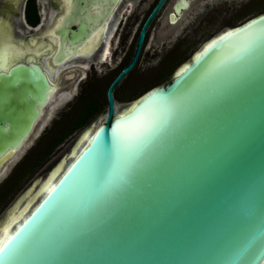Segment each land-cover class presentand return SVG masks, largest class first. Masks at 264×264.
I'll list each match as a JSON object with an SVG mask.
<instances>
[{
	"label": "water",
	"instance_id": "95a60500",
	"mask_svg": "<svg viewBox=\"0 0 264 264\" xmlns=\"http://www.w3.org/2000/svg\"><path fill=\"white\" fill-rule=\"evenodd\" d=\"M160 1L106 88L103 121L78 132L70 147L91 127L0 240V264H264V10L216 31L169 81L115 109L112 87ZM48 87L37 64L0 53V170L37 127Z\"/></svg>",
	"mask_w": 264,
	"mask_h": 264
},
{
	"label": "flooded vegetation",
	"instance_id": "af4514ba",
	"mask_svg": "<svg viewBox=\"0 0 264 264\" xmlns=\"http://www.w3.org/2000/svg\"><path fill=\"white\" fill-rule=\"evenodd\" d=\"M157 2L0 0V48L7 44L11 49L10 64H37L49 83L47 94L50 93V77L57 78V83L51 81L54 96L49 100L48 95L44 107L47 110L51 102L62 98L58 94L65 96L67 89H75L76 95L81 88L79 82L83 78H91L97 68L101 73L102 63L107 61L115 63L112 68H117L110 82L134 56L139 30ZM197 8L198 0H161L145 23L137 53L128 70L136 67L140 59L154 56L155 53L150 50H155L154 46L160 39V43H164L174 30L188 29L183 19L193 13L197 15ZM119 79L112 87L113 105L116 100L114 90H117ZM149 81L146 79L143 84ZM148 83L141 93L154 86ZM91 102L96 105L94 100L91 99ZM106 105L107 101L105 108Z\"/></svg>",
	"mask_w": 264,
	"mask_h": 264
},
{
	"label": "rangeland",
	"instance_id": "374dc122",
	"mask_svg": "<svg viewBox=\"0 0 264 264\" xmlns=\"http://www.w3.org/2000/svg\"><path fill=\"white\" fill-rule=\"evenodd\" d=\"M263 10L264 0H198L197 15L193 13L183 19L188 29L174 30L164 43H160V39L156 46L152 45L155 50H150L154 56L140 59L136 67H131L119 79L117 90H114V108H122L138 96L147 86L148 82L143 84L146 79H150V85L164 83L174 69L216 31ZM114 64L109 61L102 63L101 73L97 68L91 78L86 77L79 82L81 88L76 95L75 89H67L65 96L51 102L16 156L4 162L6 167L0 175V216L33 178L46 172L63 153L70 151L72 141L82 128L103 121L105 88L117 69L112 68ZM91 99L96 107L86 115L93 105ZM2 103L14 106L17 102L6 99ZM82 119L80 124L72 126Z\"/></svg>",
	"mask_w": 264,
	"mask_h": 264
},
{
	"label": "bare ground",
	"instance_id": "6f19581e",
	"mask_svg": "<svg viewBox=\"0 0 264 264\" xmlns=\"http://www.w3.org/2000/svg\"><path fill=\"white\" fill-rule=\"evenodd\" d=\"M4 36V35H3ZM8 37V36H6ZM6 39V38H5ZM9 39V38H8ZM11 41V40H9ZM95 43V42H94ZM31 44V43H30ZM19 51V50H17ZM15 52V51H14ZM0 53L2 56H4L5 58V62L9 59V56L12 55V51L9 48L8 45H3L0 48ZM14 55V54H13ZM18 55V54H17ZM16 58V56H15ZM12 61V57L10 58ZM44 59V58H43ZM19 60V59H18ZM9 64H10V60ZM47 63V62H45ZM46 66V65H45ZM49 66V65H48ZM45 69H48L45 68ZM53 70V69H52ZM51 70V71H52ZM57 72V71H56ZM51 76V74H50ZM51 81L56 82L57 83V78L56 77H50ZM56 86V85H54ZM54 89V88H53ZM50 91V90H49ZM50 94V93H49ZM53 94V93H52ZM61 97H63V95L60 93L58 94ZM54 95H52L53 97ZM52 97H50L52 99ZM49 99V100H51ZM54 99V98H53ZM49 102V101H48ZM47 104V103H46ZM51 105V104H49ZM50 107V106H49ZM91 132V127L88 128L87 130H85L82 134L79 135L78 139L76 140V142L74 144H72L73 147H71L70 151L67 153V156H63L62 160L60 161V163L53 169V170H49L47 172V174H45L41 180L36 184V186H34V184L27 189V191L22 194L23 199H21L20 201H18L16 203V207L13 208L10 213L7 215L5 221L3 222L2 226L0 227V240L4 237V235L11 229V227L17 223L18 219L27 211V209L30 207V205L37 199L39 198V196L47 189V187L49 186V184L53 181V179L55 178V176L60 172V170L63 168V166L71 159V157L76 153V151L86 142V140L88 139L89 135ZM22 146L18 147V149L12 154V156L10 158H13L16 156L17 152L19 151V149ZM71 154V155H70ZM6 163V162H5ZM4 166L1 170H0V175L2 174V172L5 170ZM30 196V197H28ZM27 200V201H24Z\"/></svg>",
	"mask_w": 264,
	"mask_h": 264
},
{
	"label": "snow or ice",
	"instance_id": "6c2138e0",
	"mask_svg": "<svg viewBox=\"0 0 264 264\" xmlns=\"http://www.w3.org/2000/svg\"><path fill=\"white\" fill-rule=\"evenodd\" d=\"M234 33H228L227 35H233ZM221 39H224V37H221ZM213 45H209V48H211ZM208 51V49H205V52H207ZM201 55H203V53L201 54ZM201 57H197L196 59L197 60H199ZM188 71V69L186 68V69H184V72H187ZM178 75H183V73H180V74H178ZM8 246H9V243H5L2 247H0V253H4L5 252V250L8 248Z\"/></svg>",
	"mask_w": 264,
	"mask_h": 264
},
{
	"label": "trees",
	"instance_id": "16d2710c",
	"mask_svg": "<svg viewBox=\"0 0 264 264\" xmlns=\"http://www.w3.org/2000/svg\"><path fill=\"white\" fill-rule=\"evenodd\" d=\"M170 77H171V76H169V77L164 81V83L167 82V81H169V80H170ZM87 102H88V101H86V103H87ZM92 104H93V105L91 106L90 110L87 112L86 115H88L89 112H90L92 109H95L96 105H94V103H92ZM86 115H85V116H86ZM85 116L83 117V119L85 118ZM83 119L80 120L79 122H77L76 124L72 125V126H76V125L80 124V123L83 121Z\"/></svg>",
	"mask_w": 264,
	"mask_h": 264
}]
</instances>
